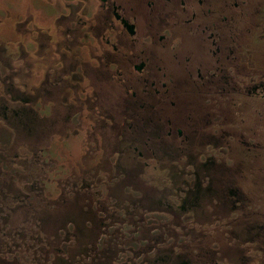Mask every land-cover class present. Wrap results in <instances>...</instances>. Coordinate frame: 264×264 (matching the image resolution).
Masks as SVG:
<instances>
[{
  "label": "flooded vegetation",
  "instance_id": "af4514ba",
  "mask_svg": "<svg viewBox=\"0 0 264 264\" xmlns=\"http://www.w3.org/2000/svg\"><path fill=\"white\" fill-rule=\"evenodd\" d=\"M17 5L18 13L6 10L1 23L3 34L17 35L10 46L4 44L6 57L18 75H31L20 89L30 84L35 95L41 119L36 139L49 135L46 150L66 159L53 167L62 173L45 181L54 208L63 204L56 197L64 191L61 178L82 175L81 163L64 170L71 148L58 153L55 143L85 133L84 156L99 165L108 158L107 145L104 133L96 132L100 141L88 153L92 130L100 124L123 138L128 128L143 145L132 144L135 159L126 150L111 152L118 173L106 174L102 191L127 188L129 202L167 191L173 177L162 159L170 152H177L173 164L193 180L172 194V210L150 215L140 208L139 215L113 222L112 232H101L102 246L109 244L115 255L113 264H264V49L257 44L264 42V0H18ZM75 75H82L77 87L63 86ZM94 75L120 89L125 103L119 121L106 111L101 91L88 92ZM18 102L27 104L24 97ZM0 128L9 134L11 127ZM137 162L143 168L135 169ZM149 167L155 175L146 174ZM88 194L80 201H93ZM38 197L45 205L33 204L45 211L50 196ZM204 203L209 213L199 211ZM173 229L179 234L170 233ZM48 234L41 233L46 247Z\"/></svg>",
  "mask_w": 264,
  "mask_h": 264
},
{
  "label": "rangeland",
  "instance_id": "374dc122",
  "mask_svg": "<svg viewBox=\"0 0 264 264\" xmlns=\"http://www.w3.org/2000/svg\"><path fill=\"white\" fill-rule=\"evenodd\" d=\"M17 3L18 0H0V126L11 127L9 134L6 128H0V264H5V262L6 264H113L115 255L109 251L111 247L109 244L105 248L102 246L101 232L103 230L112 232L113 222L121 220L123 216L128 218L139 215L140 208L149 210L150 215H153L155 210L167 208L172 210L168 205L172 202V194L178 192L184 181H192L193 176L182 174L179 166L173 164L174 161L171 160L172 157H178L177 152H170L162 159L165 166H171L170 174L173 177L167 191L154 190L149 192L151 199L144 197L138 201L132 198L133 202L127 200L131 197L127 188L117 189L112 193L102 191L100 183L104 178H108L106 174L118 173L111 152L126 150L135 159L133 145L143 144L139 139H132V136L128 134L130 132L128 128H124L126 134L120 138L112 133L111 128L106 126L100 128L98 124L92 130L86 147L89 150L88 153H91L96 148L97 141H100L96 132H103L107 145L106 157H108L103 164H100L101 160L99 165L95 162L93 164V158L84 156L82 143L85 133H83V138H72L63 143H55L58 153L60 148L64 151L66 148H71L70 164L65 166L64 170L73 169L78 163L82 166V175H72L67 179L66 176L61 178L62 185L65 186L64 191H60L56 197L67 207L63 208L62 204L60 208L55 209L45 181H49L48 179L54 174L62 173L59 166L55 172L53 167L62 165L66 159L46 150L49 135L36 139L38 136L36 128L39 127L41 119L35 95L31 93L30 84L27 89H20L22 82L28 81L25 79L28 76L30 78L31 75H18L19 68L13 66L14 62L10 61L5 53L4 44L7 47L10 46L11 41L17 39V35L9 30H5L7 34H3L1 23L7 18L6 10L18 13ZM12 17L9 24H12ZM257 44L264 49V42ZM255 56L261 59L262 53L256 52ZM7 65H10V70L6 67ZM27 67L32 68V64H28ZM81 76L75 75L76 79L63 80V86L72 83L77 87L76 80ZM90 77L89 85H86L89 88L88 92L96 94L97 90L101 91L106 98L104 101L106 111L111 113L116 121H119L125 103L120 89L107 79L100 80L98 75H94L92 79ZM11 96L14 97L13 100L10 99ZM20 97L26 98V105L18 102ZM260 102L264 105V100ZM15 111H18V114H14ZM245 111L247 112L248 109L245 108ZM79 124L80 121L75 116L71 127L76 129ZM22 146L24 153H22ZM234 151L237 152V149ZM262 163L264 164V157ZM133 167L143 168L138 162ZM145 172L148 176L156 174V170L152 167L146 168ZM138 179L136 182L141 183L142 180ZM48 188L51 191L55 190L53 184H49ZM88 193L94 196V200L82 199L80 201V195ZM193 193L194 191L190 194L193 195ZM35 195L50 196L47 200L50 202L46 204L45 211L35 206L46 203H43L38 196L34 197ZM33 197L37 204L32 202ZM77 199L79 203H76ZM199 211L209 213L206 203ZM173 212L179 214L180 210L174 208ZM47 232L51 237L47 238L50 243L46 247L41 240V233ZM176 232L173 229L170 233L179 234ZM155 237L158 236L154 235ZM7 260L15 261L7 262Z\"/></svg>",
  "mask_w": 264,
  "mask_h": 264
}]
</instances>
